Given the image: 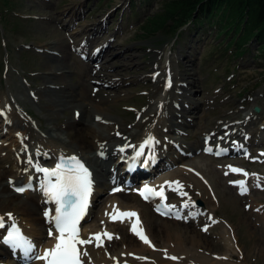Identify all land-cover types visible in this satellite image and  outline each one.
<instances>
[{"label":"rangeland","instance_id":"rangeland-1","mask_svg":"<svg viewBox=\"0 0 264 264\" xmlns=\"http://www.w3.org/2000/svg\"><path fill=\"white\" fill-rule=\"evenodd\" d=\"M130 1H132L131 11ZM159 6V0H152L149 5H144L142 0H0L2 8V13H0V101L5 107L7 103L13 107L14 114L12 116L14 119H16V115H22L19 117L22 123L15 125L11 137H18L13 134L14 130L20 129L23 130L26 142L29 143L28 133H30L32 141L30 142H35L34 145H37L42 142L37 140L44 137L53 126L63 130L61 128L65 126L66 122L75 121L78 118L77 113L74 114L69 110L54 116L49 108L43 106V102L32 103V97H37L38 90L43 86L40 76L46 70V62H49L45 54H51L47 51L46 45L55 48L64 46L65 53L57 52L59 56L57 60L60 63L64 62L61 68L66 71L64 74L66 85L77 94V101L89 103V101L93 102L98 98L110 100L109 103L106 102V106L109 107L111 118L118 119V123L123 124L125 128L126 126L131 128L134 123L140 122V116L148 110L152 97L157 94L155 83H157L158 75L153 76L152 71L158 70V68L153 69V62L158 63V67L165 71L164 65L170 57V60L168 59L169 68L171 70L174 68L172 70L174 74L179 76L186 72L190 75V78H187L190 85L186 84V88H183L184 91L180 90L181 94L193 91L191 95L186 94V97L177 94L172 96L174 100L176 99L177 108L181 110L179 114L185 116L173 119V124L177 125L170 127L171 134H169L174 139V144L180 148L187 147L186 153H192L187 159H181L178 164L190 165L196 170V173L200 174V177L206 179V187H209L215 197L212 205H215V215L220 221L219 224L209 228L207 235L202 236L209 242L210 252L224 254L227 248L222 235L225 231L232 240V244L235 243L233 247L236 246L237 252H234V256L231 258L232 263L238 264L242 261V264H264V216L263 213L258 214L252 208L247 209L253 203L261 206V209L264 210V183H257L256 186L252 182L256 176L250 174L251 179L246 178L249 193L240 196L236 193L237 190L232 191V188L227 184L229 181H234L231 175L224 177L221 173V167L224 166L226 169L227 166L238 163L243 164L244 167L249 166L248 169L251 172L264 177V164L260 166L259 164H250L249 161L242 159L214 161L203 157L201 153L198 156V150L202 147L203 135L205 136L206 132H210L211 129H219L218 125L223 123L225 126H231L230 128H233L235 133L237 132L238 139H241L245 133L250 134L251 139L254 140H250L253 144V157L260 159V155H264V129H262L264 127V55H258L256 52L257 43L254 40L245 47L248 48V52L237 56L231 52L224 54L218 51L217 53L216 51L222 48H218L216 45L224 38L219 37L217 42L215 34L197 35L195 33L189 36L186 30L187 32L185 31V35L181 39L173 38V35L169 36L162 32L143 34L140 24L150 12L158 11ZM94 18L100 19L103 25L97 28L99 33L93 37L92 49L87 54L88 58L93 57L91 54L94 51H97L95 54L98 58L109 54V62L105 64L108 68L107 72L117 75L118 69L122 68H124L122 72H126L123 74L124 77L117 76L115 78L119 82L111 85H106L104 82L95 85L96 82H91L90 78L85 76L87 69L85 63L87 62L81 60L80 51L76 52L73 49L88 40V36L82 34L81 30L85 25L95 23ZM105 40H110V42L102 48L101 46L106 43H104ZM59 48L57 49L60 50ZM112 48H117V51H112ZM128 49L136 55L138 66L125 69L127 68L123 65L125 60H120L118 56ZM50 65L52 70H61V68H57L54 60L50 61ZM178 67L180 70L177 69ZM163 76L161 80H163ZM169 107L172 108L171 105ZM255 108H258L259 112H254ZM165 109L163 116L168 120L169 108ZM172 112H174V108H172ZM80 128L81 126H77L68 130L69 133L64 130L62 133L64 142L55 140L53 143L59 146L68 144L71 141V135ZM172 129L177 132V136L174 135L176 132ZM110 133L112 136L117 134L114 131ZM157 134H159V138L161 137L160 142L169 136L167 133L163 134L161 127ZM72 137L74 136L72 135ZM140 138L139 134L132 137L131 143ZM71 146L73 150L74 147ZM245 148H247L246 145ZM94 158L98 163L96 156ZM100 163L102 164V162ZM173 171L171 170L169 173L172 174ZM27 174H30V167L23 172L22 180ZM176 175H183L190 179L189 175L186 176L183 171ZM2 180L5 182V178L2 177ZM187 181L191 184L188 188L189 194L194 200H200L203 203L201 193L196 191L198 187L192 180ZM104 188H108L107 184ZM7 189L0 193V209L10 210L17 206V202L9 205L8 197L12 195L13 191L10 187ZM202 192L203 195H206L205 190ZM27 194L15 200L22 201L28 196ZM125 197L126 200L118 197L120 203L122 206L129 203V206L137 207V210L141 211L144 228L154 239V244H159L167 235L166 233L170 232L175 235L176 232H181L189 225L184 222L166 221L155 217L147 206L137 200L135 194ZM103 200L104 202L108 200V204L110 202L109 197H103ZM105 208L102 206L101 209H95V213L98 215L92 216L85 227L87 230L104 218ZM206 223L210 225L209 222ZM204 226L206 225L203 222L199 227L193 223L190 227L201 232ZM124 230V234L114 231L117 238L112 244H109L110 246L108 245L110 251L114 248L124 247L120 241L124 236H129L127 230ZM41 231L43 232L42 227ZM193 236H196L194 240H201L197 233L193 232ZM221 247L222 249H220ZM0 259L2 260V258Z\"/></svg>","mask_w":264,"mask_h":264},{"label":"bare ground","instance_id":"bare-ground-1","mask_svg":"<svg viewBox=\"0 0 264 264\" xmlns=\"http://www.w3.org/2000/svg\"><path fill=\"white\" fill-rule=\"evenodd\" d=\"M95 20L96 19L94 18L93 21ZM96 21L92 25H89V24L85 25L81 30L82 34L84 35L86 34L88 36V40L82 43L83 45L80 47V49L82 50V53L83 51L88 50L90 48L89 43H91L93 40L92 36L95 37L99 33L97 31V28L103 25V23L100 22V19ZM69 45L72 46L71 44ZM46 48L49 52L52 51L54 53H57V52L65 53V51L63 50L65 48L63 45H61L60 48L57 47L60 50L62 49L61 52L55 47H50L46 45ZM112 49H113L112 51H117V48H112ZM45 55H47L46 57H48L49 62H46L47 63V67H45L46 70L43 71L40 76V81H42L43 86L42 88L38 90L39 95L37 97H32V101H33L32 103L38 101V103L40 104V102L41 103L43 102L42 103L43 106L49 108L50 112L53 113L54 116L61 115L63 114V112L67 110L71 111L74 114L79 112L80 116L79 118H76L75 121L66 122L65 126L61 128L63 130H60L59 128L56 129L55 126H53L51 130H49L45 134L44 136L45 138L42 136L41 138L37 140V141H42V142L37 143V146H34L33 143H31L30 145L29 143H25L26 141L24 140V138H22L23 135L22 137L17 138V139L11 137V132L13 131V128L11 126H8L11 124H8L5 121V123H7L6 125L2 122V124L0 125L2 129V133L0 136H2L3 134V135H6L7 137H0V139H2V141H0L2 143L0 145V193L3 190H8L7 188L12 185L20 184V177L22 176V173L25 170V166L29 164L31 165L30 160L31 161L34 160L35 166L37 164H39V166L41 167L48 166L44 162L43 163L41 162L42 158L45 156L46 158L51 160L49 164V166L51 167H54V165L59 162V159L61 157L75 156L79 158L89 168V170L91 168V170L95 174L96 189L98 190V193H100L101 191L103 192V190H101L100 188L104 187L106 183L111 182V180L113 179L111 176L113 174V167L109 169L108 164L102 165L101 163H96L94 156H97V157L100 156L101 158H105V156H107V159L110 160L113 157L109 155L117 156V152H119L121 148H124L125 151H129L130 153L132 150L131 146H133L134 143H136L134 141H132V144L128 143V141H131L132 137L139 134L141 138L139 140L136 139L135 141L141 143L143 142V140H145L144 138L147 137L148 134H150L151 132L157 133L160 127L162 130L168 129L172 126L175 127L177 124L176 125L173 124V121L178 119V117H183L182 115L179 114V112H172V108H170L169 105H171L172 107L176 105V99L175 100L173 99L174 92L176 91V89L183 90V88H186L187 86L186 84L190 85V81L187 80V78H190V75L187 74L186 72L179 76H177L178 74L177 75L175 74L174 83L171 82V86H172L171 89L175 88V90L172 92H169L170 79L167 80V78L168 76H171L168 73V71L170 70L168 69L169 63H170L169 62L170 57H168L169 60L167 59V62L164 65V69H167L166 72L158 67V63L153 62L154 63L153 69L158 68V70L156 69L152 71L153 74L158 75V79L156 83V86H157L156 96L158 97L156 96L152 97L151 104H149L148 106V110L144 111V114L140 116V122L134 123L131 126V128L128 127L129 128L128 129L127 126L125 128L123 124L118 123L119 121L118 119L111 118V113L108 110L109 107L106 106L107 105L106 102L110 100L106 101V99L103 97L105 100H100L98 98L93 102L89 101V103H85V102L80 103L79 101H77L78 100L77 94L74 93L73 90H71L66 85V79L64 75L66 71L63 70V68H61L64 62L63 61L61 63L58 62L57 58L59 56H56L53 54H45ZM109 56H110L109 54H106L105 56H101L100 58H95V60H91V62L87 63V66H86L87 69L85 71V76L90 78L91 82L92 81L104 82L106 85H111L116 82H119L115 79L117 76H123V74H126V72H122L124 68L118 69V71L116 72L117 75L115 74L113 75L107 72L108 68L107 66H105V64L109 62ZM135 56L136 55L133 53V51L128 49L120 53L118 57L122 61L125 60L123 65L127 67L125 69H128L129 67H132V66L134 67L138 66ZM53 60L54 62H56L57 68L58 69L61 68V70L56 71V70L50 69V66H51L50 61L52 62ZM177 69H179V67ZM177 72H180V71H177ZM163 75L165 77L163 78V80H161V77ZM179 85H182V86L185 85V87L177 88ZM192 92L193 91L183 92L182 96L186 97L187 96L186 94L191 95ZM97 94L99 95V93ZM181 100H182V97H181ZM167 107L169 108L168 109L169 113H167V118H169L168 120L166 119V117L163 116L164 115L163 111L165 112L166 111L165 108ZM3 109L7 110V113H8V115H6V117L3 118V120L9 119V118L14 119L12 116L14 114L13 107L9 103H7V106L5 107L3 103L0 101V110H3ZM18 117H21V115L15 116L16 124H19L21 122V120ZM221 125L223 127L224 123ZM77 126H81V128L77 129L76 132L72 134L74 137H72V135L70 134L71 141L68 144L64 143L65 145L61 144L59 146L53 143V141L55 140L64 142L63 140L64 135L62 134L64 130L65 132L67 131V133H69L68 130H72ZM111 131H114V133H119V134L112 136V134L110 133ZM223 131H225V129ZM84 132H87V134H84ZM210 132L208 133L206 132V135H209ZM224 134L225 133H222V135ZM28 137H29V133H28ZM77 137L79 140L77 139ZM232 138H235L237 140L236 142L238 143L240 142L237 136L233 135ZM85 139H88V140L86 141ZM71 145H73L74 147L73 150L71 148L72 147ZM126 145H131V146L125 147ZM234 148H239V149L244 150L245 145L243 143H239ZM105 151H108V152H107V155L104 156ZM36 154L39 155V158H36ZM176 156L178 157V155ZM26 160H27V164H26ZM93 163H94V166H93ZM92 171L90 172L92 173ZM243 173L244 172H241L239 173V175L243 177V180L246 182V176H244ZM27 176L28 175H26L25 180H28L30 177H32V174L28 178ZM247 176L250 177L251 175L248 173ZM2 177L5 178V182L4 180H2ZM241 177L239 179H242ZM39 179L41 180L42 178H39ZM187 180H192L194 185L198 187L196 191H199L201 193L200 196L202 197V202H203L202 210L195 207V203L192 200L191 196H188V195L187 197L181 196L178 191H173L176 185L170 182L179 181L180 184L184 186L182 190L185 192V190L187 188H190L191 186V184H189ZM253 181L264 183L263 179H261L260 177H254ZM162 182H165V188L163 189H164L165 196L167 197L166 199L168 201L167 205L175 206L174 208H172L175 213H180L181 211H184L187 215H184V214L180 215L179 222H184L186 224L188 223L189 225H187L183 230H181V232H176L175 235L171 234L170 232L166 233L167 235L159 244H154V250L149 249L148 248L149 245L144 244L143 241L140 240L139 237L138 238L140 242L137 239L135 240L132 236L129 235L127 237L124 236L120 241L122 245L124 246L123 248L111 249V251L109 250V253L111 255H108V253H105L104 249L102 250L100 249V247H96L95 241H94L92 244L82 246L89 253V256L87 258H84L86 261V264H235V263H232L231 258L232 256H234L233 255L234 252H237L235 249L236 246L233 247V244L235 243L232 244V240H230L229 235L227 236V233H225V231L222 237L225 241V245L227 248L226 253L213 254L212 252L209 251V247H210L209 242L202 236V235H207V234L202 233L200 231L199 233L195 228L191 229L190 227L192 226V223L194 224L196 222L195 215L196 214L202 215L203 213H208L210 215V219L211 221H213V224L214 223L219 224L217 221V217L214 214L215 205L214 206L212 205L213 198L215 199V197H213L212 194L209 193L208 190L204 188V186H202V183H200V181H197L191 175H190V179H188L187 177H183V175L182 176L173 175L172 177H169L168 179H165ZM236 188L241 192L240 187H236ZM202 190H205L206 195L205 194L203 195ZM247 193H249V191H247ZM24 194L28 195L25 199H23L22 201L15 200V199H19ZM125 196L126 195L124 194V192H121L120 194H117V196L115 197H112V198L109 197L110 202L108 204V207L105 208V211H104L107 215L106 222H105V219L101 218L99 220L100 222H98L97 225L94 226V229H91V231H87V232H85L86 231L85 230L81 234V238L87 239L95 233H103L104 231H107L108 233H110V231L107 229V227L109 228L108 218L111 222H115L112 225H110V228L112 230L114 229L118 231L119 233L121 232L123 233V230L126 228V224H129V227L132 229L134 222H132V220H129V218H125L123 222L119 220L113 221L108 215V214L113 213L114 207L118 208L119 206H121L123 210H130V211L135 212V209H137V207L129 206V203H127V205L125 206H122V203H120V200L118 199V197L122 198L123 200H126L127 198ZM41 198L44 200L48 199V197L45 195L44 191L42 190V187L38 188L36 195L31 193L30 191L12 192V195L8 197V200L10 201L9 205H13L14 202H17V206L10 210L0 209V217H2L1 215L4 214L6 218L13 220L15 223L20 224L21 227L24 228V231H26V233L32 237V240L38 243L39 245L38 251H37L38 255H42L45 249L51 248L56 243V240L54 238L55 236L54 235L49 236V230L51 228L50 226L51 217H48L45 215L46 212H49L51 213V215H54L53 212H54V209L56 208V204L51 201L50 206H48L45 209H42L39 204V202H42ZM185 204H187V207L184 206ZM249 208L250 209L252 208L253 211L257 212L258 214L263 213V216H264V210L261 209L262 208L261 206L259 205L257 206L252 203V205H250ZM8 214H11V217H9ZM140 215L141 216L139 220L141 219L143 220L142 213H140ZM214 220H216L217 223ZM140 224L142 225V222H140ZM42 225L44 226V229H46L47 231L46 234L41 231V227L43 228ZM206 229L207 230L205 232L208 231L209 226H206ZM203 230H205V228ZM92 231H95V232H92ZM193 232L195 234L196 233L198 234V237H200L201 239L200 241L194 240L196 236H193ZM87 233H90V234H87ZM43 236L46 237V239L43 240L44 238ZM102 239L109 242V240L106 239L105 237H102ZM151 239H153L152 236H151ZM152 241L154 242V239ZM220 249H222V247ZM5 255H7V252L5 251L3 247L0 246V256L3 257ZM172 256L177 257V259L175 260L170 259L169 257H172ZM137 257H143L144 259H137ZM241 257H240V261L242 259ZM8 263L9 262H5V264H8ZM31 264H45V262L42 260L36 259ZM238 264H242V261L241 263L239 262Z\"/></svg>","mask_w":264,"mask_h":264},{"label":"snow or ice","instance_id":"snow-or-ice-1","mask_svg":"<svg viewBox=\"0 0 264 264\" xmlns=\"http://www.w3.org/2000/svg\"><path fill=\"white\" fill-rule=\"evenodd\" d=\"M154 142V137L149 136L142 144L139 145L138 150L135 151V157L139 158L144 155L145 147H150ZM131 145H126L129 147ZM135 147V146H131ZM120 151H124L121 148ZM210 151V149H209ZM31 162V160H30ZM36 170L44 174L42 181V190L48 199L56 204L55 215L46 212L45 215L51 217L50 222L53 227L49 230V236L55 233L56 243L51 248L45 249L42 255H35L34 258L42 260L45 264H86L84 258L89 256L87 250L82 246L92 244L95 241L96 247L103 246L102 237L113 239V235L104 231L103 233H95L87 239L81 238V220L86 214L89 206V197L92 192V174L89 168L77 157L72 156L61 161L52 169L36 165ZM232 172L241 173L243 170L239 168H231ZM244 176L248 173L244 172ZM54 178V179H53ZM168 183V182H166ZM174 183L176 187L173 191H178L181 196H186L183 185L179 181L170 182ZM240 186L241 194L247 192L246 182L244 180L235 181ZM24 188H16V191L23 192ZM120 191V189H114ZM140 195L145 199L150 197H160L166 200L163 186L157 191L155 188L145 186L141 190ZM187 207V204L184 205ZM168 211H171L175 206L165 205ZM11 217V214H8ZM113 221L123 222L125 218L136 217L132 226V231L149 246L151 241L144 233L143 227L140 224L138 214L134 211H120L118 208H113V213L108 214ZM179 218V217H177ZM0 227H3V217H0ZM207 229L205 228V231ZM6 242L10 243L14 248L22 249L26 256L34 253L35 245L24 237L19 228L13 224L11 231L8 233ZM131 255V254H129ZM170 259H177L172 256ZM137 259H144L137 257Z\"/></svg>","mask_w":264,"mask_h":264},{"label":"trees","instance_id":"trees-1","mask_svg":"<svg viewBox=\"0 0 264 264\" xmlns=\"http://www.w3.org/2000/svg\"><path fill=\"white\" fill-rule=\"evenodd\" d=\"M149 5L152 0H142ZM158 11L144 17L140 29L143 34H179L186 23L192 32L204 31L222 36L225 51L234 55L256 41L259 56L264 55V0H159ZM181 35V34H180Z\"/></svg>","mask_w":264,"mask_h":264},{"label":"water","instance_id":"water-1","mask_svg":"<svg viewBox=\"0 0 264 264\" xmlns=\"http://www.w3.org/2000/svg\"><path fill=\"white\" fill-rule=\"evenodd\" d=\"M255 112H258L259 110H258V108H255V110H254Z\"/></svg>","mask_w":264,"mask_h":264}]
</instances>
